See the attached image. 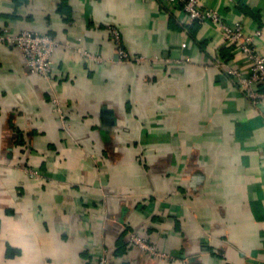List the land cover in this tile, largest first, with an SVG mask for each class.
Masks as SVG:
<instances>
[{"label": "crops", "instance_id": "1", "mask_svg": "<svg viewBox=\"0 0 264 264\" xmlns=\"http://www.w3.org/2000/svg\"><path fill=\"white\" fill-rule=\"evenodd\" d=\"M200 3L264 54V0ZM1 28L59 45L47 81L0 44V264H264V106L211 23L161 0H0ZM113 30L146 62H120Z\"/></svg>", "mask_w": 264, "mask_h": 264}, {"label": "built area", "instance_id": "2", "mask_svg": "<svg viewBox=\"0 0 264 264\" xmlns=\"http://www.w3.org/2000/svg\"><path fill=\"white\" fill-rule=\"evenodd\" d=\"M167 5V9L172 13L178 10L184 13L185 21L197 22L198 24L211 23L229 46L233 48L234 53L245 57L251 63V73L249 77L243 75V72L237 67L228 65V74L238 80L240 90L255 106H264V54L257 47V40L261 37L262 31L256 30L249 33L245 25L241 22H232L224 20L214 8L204 7L200 0H161ZM112 34L116 43L117 54L120 62L125 64H143L145 59L138 56H132L127 52L121 42L120 32L113 30ZM0 44H8L18 49L25 64L31 73L42 76L47 81L53 78L54 72V53L58 47V42L46 34H39L29 30L14 35L6 29H0ZM90 58V56L86 53ZM95 62L101 63L100 57H91ZM55 105L62 122H65V112L58 100ZM33 177H40L37 171L29 170ZM129 246L138 248L145 253L155 256H163L156 248L149 244L139 234L127 232ZM96 264H110L108 250L101 249L96 257Z\"/></svg>", "mask_w": 264, "mask_h": 264}, {"label": "trees", "instance_id": "3", "mask_svg": "<svg viewBox=\"0 0 264 264\" xmlns=\"http://www.w3.org/2000/svg\"><path fill=\"white\" fill-rule=\"evenodd\" d=\"M193 24H197V22H193ZM146 240V239H145ZM127 241H128V244H129V240H128V236H127ZM147 241V240H146ZM148 242V241H147ZM149 244H151L150 242H148ZM122 250H124V246L120 247L119 248V251L122 252Z\"/></svg>", "mask_w": 264, "mask_h": 264}]
</instances>
